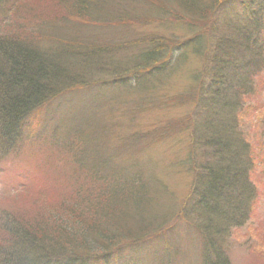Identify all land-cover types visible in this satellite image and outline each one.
I'll return each mask as SVG.
<instances>
[{
    "label": "trees",
    "instance_id": "16d2710c",
    "mask_svg": "<svg viewBox=\"0 0 264 264\" xmlns=\"http://www.w3.org/2000/svg\"><path fill=\"white\" fill-rule=\"evenodd\" d=\"M149 1L174 11L167 14L170 21L180 22L188 32L180 43L150 33L130 38L133 26L129 23L138 10L135 0H0V156L29 134L34 140L38 136L42 142L49 141L39 163L44 189L34 188L38 177L22 171L20 197L33 206L41 200L49 207L60 205L64 198L75 203V210L60 205L54 212L40 213L37 206L26 213L18 212L15 204L10 206L16 200L6 197L9 207L0 219V264H117L122 245L142 254L147 238L173 226H148L152 231L138 233L136 228L145 224L139 219L140 210L123 209L128 203L121 210L109 208L112 201H141L149 193L153 167L139 158L148 152L146 147L160 142L161 126L151 122L143 138L120 135L118 147H107L106 139L112 140L108 121L95 123L90 116L83 123L81 117L114 106L96 94L98 84L110 81L120 86L122 104L130 112L141 104V111L147 113V103L158 89L156 81L171 68L168 56L179 46L194 49L202 61L192 89L203 100L201 112L175 119L174 130L168 129L196 136L184 162L190 176L194 173L190 206L204 205H194L199 208L195 229L201 236V264H231L223 246L216 244L223 227L215 226L214 220L238 197H252L250 175L258 166L259 152L247 139L244 118L250 108L247 101L257 94L254 75L264 70V0ZM148 6L138 12L146 21L155 20ZM205 77L209 88L202 86L207 83ZM131 88L139 98L147 94L146 98L135 104L129 96ZM66 92L76 108L56 101L57 94ZM222 109L227 110L225 118L217 116ZM138 143L142 145L136 148ZM120 158L130 169V178L126 175L111 182L108 172L118 168L119 161L113 163ZM56 192H61L59 203L51 202ZM53 213L80 221L68 222ZM178 213L187 218L182 210ZM242 213L245 216V210Z\"/></svg>",
    "mask_w": 264,
    "mask_h": 264
},
{
    "label": "rangeland",
    "instance_id": "374dc122",
    "mask_svg": "<svg viewBox=\"0 0 264 264\" xmlns=\"http://www.w3.org/2000/svg\"><path fill=\"white\" fill-rule=\"evenodd\" d=\"M153 3L149 0H135L138 10L148 4L147 11L156 19L146 21L140 11L134 12L135 18L133 17L129 23L133 26L132 32H128L130 38L141 39L142 34L150 33L163 36L167 40H177L180 43V38H184L188 35V32L180 26V22L170 21L172 19L167 14H172L174 11L162 10V7L155 5V1ZM140 16L144 18V21L139 18ZM179 47H174L168 56L167 62L171 68L161 78L159 77L163 84L159 82V79L156 81L158 89L156 94L151 97L153 100L148 99L150 101L147 103V113L141 111L143 107L141 104L133 112H130L127 105L122 104V92H119L120 86L117 87L114 82L110 81L105 86L98 84L100 90L96 94L98 96L103 95V100L108 105L112 103L114 106L104 107V110L99 114H86L81 117L83 123H86L83 119H88L90 116L94 117L91 121L95 123H100L103 120L108 121L110 124L109 135L112 140L106 139L105 145L107 147H118L117 138L120 135L130 139L143 138L145 129L151 122H156L158 126H161L162 134L158 138L160 142L146 147L148 152L145 155L141 154L142 156L139 158L142 163H146L144 165L153 167V179L149 181V185H151L149 193H146L141 201H112V203H109L111 204L109 208L111 210H121L122 204L128 203L123 209L133 210L137 208L140 210L139 219L142 218L145 224H142L143 228H136L138 233L147 232V229H150L148 226H168L171 224L173 226L167 229L165 233L159 232L156 236L147 238L142 248V254L137 250H133L129 245H122L117 264H201V236L195 229L199 222V219L196 218L198 215L197 209L199 208H195L194 205H201L202 203L190 206L191 202L188 200L192 192L190 180L194 173L190 176L185 170L184 162L188 155L186 153L188 146L196 141V136L186 130L171 132L173 128L171 124L183 115L197 111L201 112L203 99L200 100L198 96L196 98L192 86L195 81H198L197 75L200 73L199 67L202 65V61L199 55L194 52V49L188 46H186L187 48ZM121 53L123 52L121 51ZM180 64H182L181 70ZM254 76L256 77L254 82L258 86L257 94L247 101V107L250 108L247 109L249 111L244 118L250 134L247 139L252 143L254 150L258 149L259 152V156L256 157L258 166L250 175L253 185L252 197L247 196L245 198L244 195L238 197L233 205L222 211L224 215L218 214L216 215L217 221L214 220L215 226L219 223L224 229V232L222 229V233L217 236L219 240L216 244L223 246L231 264H258L259 260H261L259 264L264 262V70L258 71ZM104 79L112 80V76H105ZM206 80L207 83H203L202 86L209 88V80L207 78ZM132 83L135 85V81H132ZM133 89L131 88L128 92L129 96L134 98L135 104L139 103L140 99L146 98L147 94H143L139 98L138 95L133 93ZM70 91L72 92V90ZM124 93L126 95V92ZM57 96L56 101L58 103L68 102L71 97L68 92L61 95L57 94ZM183 99H186L187 102L181 103ZM70 104L76 108L74 100H70L68 106ZM60 107L62 108V106ZM71 111H68L67 115L70 116ZM104 112L106 113L101 117ZM226 114L227 110L222 109V115L217 116L225 118ZM156 124L151 125L156 126ZM168 128H171V131ZM148 136L154 137L157 141L154 135L148 134ZM48 144L49 141L42 142L38 136L34 140L33 136L29 134L27 139L13 146L14 148L10 149L4 157L0 156V192L4 189V192L0 194V219L7 214L6 209L9 205L5 202V198L8 196H12L16 200L15 203L11 202L10 206L15 204L18 212H33L38 206L40 213H50L54 212L60 205L65 207L69 205L75 210V203H71L72 199L64 198L60 205L54 204V206L49 207L47 204H42L43 200L38 202L37 206H33L24 199L25 197H20L21 192L24 190L21 186L24 179L22 171L30 172L31 176L34 177L33 179L40 175L41 166L39 167V163L45 158L46 151H43V149ZM138 145L142 144L138 143L135 147L137 148ZM118 161V168H112L108 172V179L111 182L121 181V178L126 175L128 179L130 178V169L126 164H122L124 161L121 158L115 160L113 165ZM136 165L144 166L137 162ZM196 173L202 181L199 172ZM153 180L156 182H153ZM156 183L161 186L156 187ZM34 185L37 190L44 189L45 182H41V178L38 177ZM152 187H154L153 191ZM46 189L53 191V188ZM196 189L195 187L194 190ZM101 195L105 197L106 194L102 192ZM60 197L61 192H56L52 197L55 200L51 202H58ZM105 204L107 203L105 202ZM181 205L183 208H180ZM202 206L204 207V205ZM87 210L90 212L88 207ZM180 210L187 215L186 219L180 218L178 213ZM243 210H245V216L242 213ZM53 215L69 219L68 222L80 221L76 217L70 218L55 213ZM241 220L243 222L239 223ZM153 231H156V229ZM160 237L162 238L160 242L157 245L153 244ZM122 243H127V240ZM168 244H170V247H168ZM184 253L185 256L180 261ZM108 257L111 258V255H108ZM148 257L149 260H147Z\"/></svg>",
    "mask_w": 264,
    "mask_h": 264
}]
</instances>
